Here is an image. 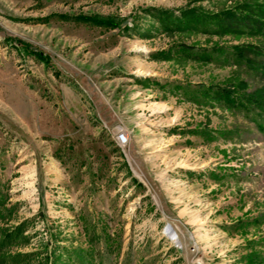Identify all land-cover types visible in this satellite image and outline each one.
I'll list each match as a JSON object with an SVG mask.
<instances>
[{
    "label": "rangeland",
    "instance_id": "obj_1",
    "mask_svg": "<svg viewBox=\"0 0 264 264\" xmlns=\"http://www.w3.org/2000/svg\"><path fill=\"white\" fill-rule=\"evenodd\" d=\"M244 4L264 0H0V239L24 225L0 264H264V110L185 96L263 87L230 48L264 36L165 34L148 15ZM179 44L229 55L151 56Z\"/></svg>",
    "mask_w": 264,
    "mask_h": 264
},
{
    "label": "trees",
    "instance_id": "obj_2",
    "mask_svg": "<svg viewBox=\"0 0 264 264\" xmlns=\"http://www.w3.org/2000/svg\"><path fill=\"white\" fill-rule=\"evenodd\" d=\"M264 5L244 4L236 10L227 9L220 12H206L197 8L181 9L178 14L165 9H149L148 15L156 20L155 30L165 34L170 33H202L207 35L228 36V35H261L264 36ZM72 20H80L93 25L107 28L120 27V20L111 17H90L80 16ZM135 29L136 27L133 26ZM125 31L130 28L125 26ZM22 44V43H20ZM23 47H26L24 45ZM193 46L184 44L176 45L168 50L167 53L151 55L155 60L182 59L194 60L204 63H212L221 55L228 56V48L214 46L211 49H199L194 51ZM29 49V48H27ZM234 55L233 65L244 69L252 76L256 75L264 80V47L253 45L236 46L230 48ZM35 55L38 60L49 63V60L42 53L27 51ZM228 58V57H227ZM141 81V80H138ZM176 89H178L176 87ZM185 96L191 100L204 101V104L218 105L229 111L236 108L253 110H264V86L254 90H248L245 81L238 82L231 87H200L194 94L185 92ZM71 150V147H69ZM60 152V151H59ZM56 157L60 158V153ZM4 200L0 196V215L2 214ZM24 232V225L21 223L11 230L3 233L0 239V251L12 246Z\"/></svg>",
    "mask_w": 264,
    "mask_h": 264
},
{
    "label": "built area",
    "instance_id": "obj_3",
    "mask_svg": "<svg viewBox=\"0 0 264 264\" xmlns=\"http://www.w3.org/2000/svg\"><path fill=\"white\" fill-rule=\"evenodd\" d=\"M117 142L121 146H125L127 144V137L123 133H118Z\"/></svg>",
    "mask_w": 264,
    "mask_h": 264
},
{
    "label": "bare ground",
    "instance_id": "obj_4",
    "mask_svg": "<svg viewBox=\"0 0 264 264\" xmlns=\"http://www.w3.org/2000/svg\"><path fill=\"white\" fill-rule=\"evenodd\" d=\"M167 234H168V236H169V238H171V239H175V237L177 236L176 234H172L171 232H169V231H167ZM178 239V238H177ZM177 239H175L176 241H177Z\"/></svg>",
    "mask_w": 264,
    "mask_h": 264
},
{
    "label": "water",
    "instance_id": "obj_5",
    "mask_svg": "<svg viewBox=\"0 0 264 264\" xmlns=\"http://www.w3.org/2000/svg\"><path fill=\"white\" fill-rule=\"evenodd\" d=\"M167 227L169 228V230L173 231V229L170 227V225H167Z\"/></svg>",
    "mask_w": 264,
    "mask_h": 264
}]
</instances>
